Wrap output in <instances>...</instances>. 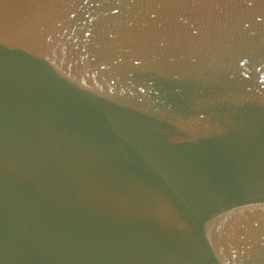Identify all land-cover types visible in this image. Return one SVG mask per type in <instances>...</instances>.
<instances>
[{
	"label": "water",
	"instance_id": "1",
	"mask_svg": "<svg viewBox=\"0 0 264 264\" xmlns=\"http://www.w3.org/2000/svg\"><path fill=\"white\" fill-rule=\"evenodd\" d=\"M0 264H264V0H0Z\"/></svg>",
	"mask_w": 264,
	"mask_h": 264
}]
</instances>
